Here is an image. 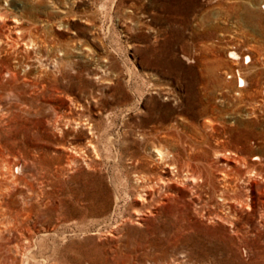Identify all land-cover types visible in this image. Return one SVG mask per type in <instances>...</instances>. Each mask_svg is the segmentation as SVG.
Segmentation results:
<instances>
[{"label":"rangeland","instance_id":"374dc122","mask_svg":"<svg viewBox=\"0 0 264 264\" xmlns=\"http://www.w3.org/2000/svg\"><path fill=\"white\" fill-rule=\"evenodd\" d=\"M2 11L0 264H264V0Z\"/></svg>","mask_w":264,"mask_h":264},{"label":"bare ground","instance_id":"6f19581e","mask_svg":"<svg viewBox=\"0 0 264 264\" xmlns=\"http://www.w3.org/2000/svg\"><path fill=\"white\" fill-rule=\"evenodd\" d=\"M25 20L18 18L16 15L9 16L6 12H0V29L5 28V33L2 34V38L0 39V44L7 45L8 48H11L14 52H17L21 48H24V50L28 51V49L33 48L34 49V40L32 42H28L25 39V36L27 34V27L24 25ZM33 24V22H29L28 25ZM29 32H33V27H29ZM37 45V44H36ZM24 46V47H23ZM10 78L12 80H19L17 77L16 72H10ZM39 80H36L35 82L31 83L30 85L36 86L38 84ZM28 84V82L26 81ZM29 85V84H28ZM47 86V85H46ZM48 88V87H47ZM46 90V88H45ZM156 153L158 155V158H167V154L164 148H156ZM225 175H227L225 173ZM192 177L191 175H188L187 178L190 179Z\"/></svg>","mask_w":264,"mask_h":264}]
</instances>
